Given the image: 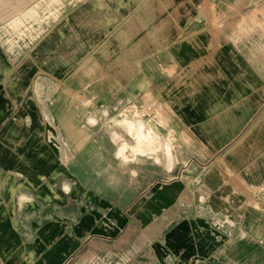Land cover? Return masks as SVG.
<instances>
[{"label":"crops","instance_id":"0c3cea01","mask_svg":"<svg viewBox=\"0 0 264 264\" xmlns=\"http://www.w3.org/2000/svg\"><path fill=\"white\" fill-rule=\"evenodd\" d=\"M0 264H264V0H0Z\"/></svg>","mask_w":264,"mask_h":264},{"label":"rangeland","instance_id":"374dc122","mask_svg":"<svg viewBox=\"0 0 264 264\" xmlns=\"http://www.w3.org/2000/svg\"><path fill=\"white\" fill-rule=\"evenodd\" d=\"M20 168H14V175L16 176H20V171H19Z\"/></svg>","mask_w":264,"mask_h":264}]
</instances>
